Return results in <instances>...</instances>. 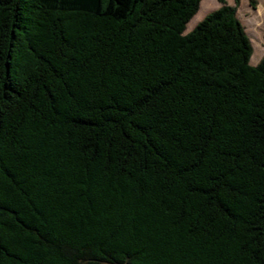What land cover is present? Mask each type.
<instances>
[{
	"label": "trees",
	"instance_id": "obj_1",
	"mask_svg": "<svg viewBox=\"0 0 264 264\" xmlns=\"http://www.w3.org/2000/svg\"><path fill=\"white\" fill-rule=\"evenodd\" d=\"M201 2L0 0V264H264V55Z\"/></svg>",
	"mask_w": 264,
	"mask_h": 264
},
{
	"label": "rangeland",
	"instance_id": "obj_2",
	"mask_svg": "<svg viewBox=\"0 0 264 264\" xmlns=\"http://www.w3.org/2000/svg\"><path fill=\"white\" fill-rule=\"evenodd\" d=\"M229 5L236 7V15L245 28L251 41L253 54L251 64L256 65L264 55V0H226ZM204 12L190 25L185 32L191 31L207 14L218 9L222 4L220 0H202ZM188 27V26H187Z\"/></svg>",
	"mask_w": 264,
	"mask_h": 264
}]
</instances>
